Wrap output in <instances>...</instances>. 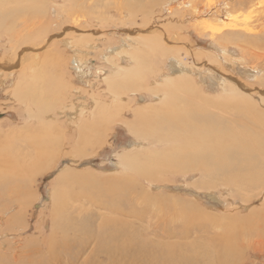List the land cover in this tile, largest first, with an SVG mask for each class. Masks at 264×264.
Here are the masks:
<instances>
[{"label": "rangeland", "instance_id": "rangeland-1", "mask_svg": "<svg viewBox=\"0 0 264 264\" xmlns=\"http://www.w3.org/2000/svg\"><path fill=\"white\" fill-rule=\"evenodd\" d=\"M38 1L0 0V264H65L48 253L51 243L61 240L55 225L62 214L52 216V199L65 171L63 193L79 205L67 229L81 223L96 229L98 213L108 214L106 208L114 207L121 218L111 214L112 219L137 227L141 222L157 237H175L178 244L195 248L203 244L219 253L212 254L216 259L229 245L233 264H264V0ZM221 9L231 15L225 17ZM235 23L240 32L226 30ZM68 37H83L80 46L92 43V49L85 47L90 53L83 74L72 65V50L64 48L62 40ZM141 37L152 42L149 48L139 45ZM119 47L137 62L105 61L109 49ZM216 48L243 62L230 63ZM34 49L40 50L39 59H30ZM173 57L190 70L184 74L188 79L172 76ZM30 66L41 80L23 74ZM222 77L227 84L220 82ZM228 84L248 100L252 126L258 123L243 135L256 156H251V166L257 177L242 189L233 182L239 167L221 175L210 170L214 159L198 156L187 162L188 155L180 153L195 152L197 146L183 144L188 140L182 134L178 143L175 129L149 123L154 114L170 110L176 98L180 109L203 107L217 117L227 101L234 102ZM159 91L164 94L157 100ZM94 99L102 110L93 120ZM42 102L47 109H41ZM84 105L87 112L79 117ZM232 105L221 111L223 120L240 117L234 115L238 104ZM143 127L157 132L143 133ZM51 140L57 143L56 158L44 160ZM218 145L211 139L205 149ZM19 152L30 165L14 177L10 171L27 167L16 161ZM15 162L21 165L16 168ZM131 162L150 176L127 171ZM203 164L208 170L200 168ZM243 228L251 231L241 237ZM84 258L67 256L75 264Z\"/></svg>", "mask_w": 264, "mask_h": 264}, {"label": "bare ground", "instance_id": "bare-ground-1", "mask_svg": "<svg viewBox=\"0 0 264 264\" xmlns=\"http://www.w3.org/2000/svg\"><path fill=\"white\" fill-rule=\"evenodd\" d=\"M42 1L43 0H39L38 2L40 3ZM10 4H12V3H10ZM138 9H140V8H138ZM15 12H17V11H15ZM221 13L222 14L224 13L225 17H227V18L231 15L229 12H227L223 9H221ZM204 24H206V23H204ZM237 26L238 25H236V23L234 26L229 25V29H226V30H229L231 33L232 32H240L236 29ZM204 27L205 26H203V28ZM230 27H232V28H230ZM27 28H28V26L24 27L25 30ZM206 28H211V26L208 25ZM28 29L31 32L34 29V25L32 24L31 27H29ZM28 29H27V32L29 31ZM244 29H245L244 31L249 32L248 28H244ZM216 31H218V30H216ZM30 32H28V33H30ZM126 36L129 37L128 35H126ZM147 36H148V34H147ZM150 38H148V39H150ZM82 39H83V37H78L76 39L68 37L66 39L63 38V40H62L64 48L72 50L73 57H74L72 59V65L74 66L75 71L78 72L77 74H80V73L83 74L82 69L85 65L84 61L86 60V56L89 55V53H90L89 50L87 51V48H89V47H90V49L93 48V47H91V45H92L91 42H85L82 44V46H80L81 41H84ZM152 40H153V36H152ZM140 41H143V42H140L142 45L140 43H139V45L143 46L145 48H149L150 44L152 43V42L150 43V41H148L147 38H142V37H141ZM85 47H87V48H85ZM215 50L217 52H221V54L226 59H228L230 61V63L232 62L233 64H237V63L243 62V58L241 56L239 57L235 54L228 53V51H226L224 49L218 50L216 48ZM30 52L33 53L32 55H30V59L33 60V59H35L36 55H39L40 50L34 49L33 51H30ZM252 55L258 56L256 54H254L253 52H252ZM39 57H40V55L37 56L36 59H39ZM104 57H105V61H110L111 59H113V57H117V58H119V60L121 62L124 60H127V59H130L132 61L137 62L135 58L130 57L129 53L127 51H125V47H124V49H122V47L115 48V49H109V51L107 52V54H105ZM172 59L173 60H171V64H170L172 76L174 75V77L175 78L178 77V79L185 78L187 75L185 76L184 74L189 73L190 70H188L184 66V64H182L180 62L181 60L179 61L176 57H173ZM69 62H71V60ZM112 67L115 68L116 71L120 70V69H118V66L114 63V61L112 63ZM32 68H33V66L32 67L30 66L27 69L28 70L27 73H25L26 72V70H25L23 72V74H27L28 75L27 77L32 79L31 81L36 82L37 79L41 80L40 72L38 74V71H34V70H32ZM253 76H255V75H253ZM168 77L169 76H167V78ZM78 78H80V75H78ZM169 78L171 79L172 77H169ZM185 79H188V78H185ZM220 82H222V84L228 83L226 81V79L223 77L221 78ZM0 83H1V81H0ZM228 85H229V87H231L228 90H229V93L231 95H233L234 102L229 101V103H228V101H227L223 105L224 109L220 108V110L223 109L221 111H223L225 113L228 109H230L229 107L231 104H233V105L238 104L237 108L235 109V114H234L235 117L237 115L238 116L240 115V117L238 119L229 118L228 120H223V117L220 115L221 111H219L220 114L217 115V117L216 116H214V117L209 116L208 115L209 113L204 111L203 107L196 109L198 111L194 110L192 107H191L192 109L190 111L186 110L185 107L183 109H180V107L178 105V99L174 96V98H176L177 101H176V103H172L171 109L168 110V108H166L163 113L160 112V113L154 114L155 116L153 117V119L151 121H149V123L151 124V126L158 124L159 128H162L165 130L175 129V135H176L175 138H177L176 141L178 143H181L180 141H182V139L186 138L188 141L185 142V139H184L182 141L183 144L184 143L187 144L188 142H190L188 145H192L191 148H193L194 146H197V147L193 148V150L196 153L191 152L189 149H186L185 151L180 153L179 157H182L183 155H185L184 157H187V155H188L187 162H189L190 159H194L196 161L198 159V156H202L203 158L206 157V160L214 159V163H213V165H211L210 170L214 173H218L221 175H231V173L236 168L239 167L237 170H241V173H240V175H236L233 178V182L238 181L237 184H239L240 189H242L244 187V185H246V183H248V182L251 183L250 181L253 178L257 177L256 168L254 169L251 166L252 165L251 156H253L254 153L251 151V149H249V147L246 146V140H247V142H249V137L243 136V135L244 134H246V135L250 134V132H251L250 130H252V128L254 126L257 127L258 123L254 122L255 125L252 126V123L250 122L251 120L248 118L251 115V108L248 105V100L245 97L239 96L238 93H235L237 90L233 86H231L230 84H228ZM174 86L175 85H173V87ZM176 88H177V86H176ZM165 92L168 93L167 94L168 96L171 94L170 91H165ZM163 94L164 93H161L159 91V93H156V95H154V97H155V99L160 100L161 95H163ZM31 99H33V98H31ZM113 99H114V97H113ZM38 100H40V99L38 98ZM60 100H61V98H60ZM98 102H99V100H95V99L93 100L94 108L92 107V110L90 111V117L93 120L95 119L97 113H99V115H100L101 110H102L101 108L97 109L98 108ZM200 102H202V101H200ZM204 102H202V103H204ZM38 103L37 104L35 103V104L38 105ZM42 104H44V103L42 102ZM205 104H207V102H205L204 105ZM233 105H232V107H233ZM46 106H47V104H46ZM85 106L86 105H84L82 109H79L78 113L76 111L74 113H77L78 115H80L79 117H82L87 112L85 110ZM44 107H45V104H44ZM44 107H41V109L42 110L47 109V107H45V108ZM75 109H76V107H72L71 112ZM179 114H181L182 120L179 119V117H178ZM252 115L254 116L253 112H252ZM242 116H244L245 118H243ZM253 116H252V118H254ZM72 119H73V116H72ZM73 121H74V119H73ZM80 122L81 121H79L78 117H77L76 123L79 124ZM149 123L146 120L145 124L149 125ZM238 123H239V125H238ZM241 123L242 124L243 123H249L250 126H248V124H245V126L244 125L242 126ZM70 125H71V123H70ZM239 126H240V129H239ZM143 128L144 129L141 130L143 133L147 132L150 134H155L157 132V130H154L151 128L149 129L148 127H143ZM52 132L55 133V130H53ZM181 134H182L181 137H183L182 139L180 138ZM211 139L214 142L219 143V145L214 146L213 148H211L207 152V150L205 149L206 143L210 142ZM201 142H202V144H201ZM56 144L57 143L54 140L49 141V145H51L52 147L46 148V150H44V152L42 154V155H44V160L51 161L54 157L56 158V155H55V149L56 148H53V147H56ZM179 145H181V144H179ZM200 148H202V150H200ZM262 151H263V149H262ZM254 157H256V156L254 155ZM27 158H28L27 155H24L23 152H19L18 158L16 161L25 162L27 167L25 166L24 168H22V167L17 168L16 165L19 166L21 164L19 162H15L14 164H15V167L17 169H13L12 171H10L9 175L12 174L14 177L15 176L17 177L18 175H22V173L24 174V172L28 168V165H30L29 161H26ZM6 164H8V163H6ZM126 165H127V167H126L127 171L137 172L139 174H142L143 176H145L147 174L146 173L147 171L140 169L135 162H131L129 164L127 163ZM13 167H10L9 170L12 169ZM195 167H198V165ZM200 168L203 169L204 171H206V170H208L207 168H209V166L206 168V166L203 164L200 166ZM65 172H63V175H61L62 174L61 173L57 178L58 179L57 182L59 183L60 186L56 187L57 193L55 192V195L53 196V199H52V206H53L52 207V209H53L52 210V216H53V214H56V213L59 215L62 214L61 217L59 218V220L58 221L56 220L57 222L55 225L57 227V229L59 230V231L58 230L57 231L60 233L61 240H59V242L54 240L55 243L54 244L51 243L50 248H48L49 249V252H48L49 255H51V258L56 260L55 261L56 263L57 262L60 263L63 260V263H65V264H75L74 262L69 261L67 259V256H70V257L73 256L74 258L84 256L85 258H84L83 264H233V262H230V261H232L234 259H229L230 261L228 260V257L231 255V252H232V247H229V245L223 250L224 255L218 256V259H216V256H214L212 254H219V253L215 252L210 247L204 248L203 244L198 246L197 248H195L193 246H187L186 244L185 245L184 244H178V242L175 240V237H172V239H169L168 237H157L155 235L150 234L149 230H147V227L142 225L141 222L138 224V227L141 229L140 230L137 226H132L130 224L132 222L125 223V222H121L120 220H117V219H112L111 214L113 216H118L119 218H121V214H120L121 212L118 213L117 209H115L114 207H113V209L105 207L106 208L105 211H107L108 214H100V212L98 213L99 217L97 219L98 220L97 226L98 225L99 226L96 227V229L87 230L88 225H86L85 223H83V224L81 223L77 229L71 228V230H70V228H68L69 229V232H68L66 225L68 224L70 226L69 223H70V220L72 219L71 218L69 220L68 218L72 215V213H76V209L79 207V205L77 203L72 202V199H69L68 194L63 193V192H66L63 189H64L65 184L68 182V180L65 179L66 178L65 174L67 173V172L66 173ZM24 176H26V175H24ZM69 176L72 177V175H69ZM147 176H150V174H147ZM122 180H124V177H122ZM120 183L124 184L123 181H121ZM257 183H254V185ZM125 184H128V183H125ZM254 185H253V187H254ZM110 204L114 206V203H110ZM70 208H72V210H70ZM132 208H133V206L131 207V209ZM110 209H112V211ZM123 209H124V207H123ZM82 213H83V211H82ZM136 216L134 214H132L129 217L135 219ZM0 223H1V219H0ZM122 223H124V224L122 225ZM53 224H55V222ZM244 228L239 230L241 237H243L244 232H247L248 230L251 231V229H244ZM138 230H140V231H138ZM236 237H238V236L232 237L230 239V242H232V240L236 239ZM90 243L92 244V247L89 248V250H88V245ZM260 244H262V245H260L261 247H264L263 243H260ZM71 251L73 254L71 253ZM52 264H53V262H52Z\"/></svg>", "mask_w": 264, "mask_h": 264}, {"label": "water", "instance_id": "water-1", "mask_svg": "<svg viewBox=\"0 0 264 264\" xmlns=\"http://www.w3.org/2000/svg\"><path fill=\"white\" fill-rule=\"evenodd\" d=\"M140 99H141V98H140ZM140 99H139V100H140ZM140 101H141V100H140ZM7 116H9V115H7Z\"/></svg>", "mask_w": 264, "mask_h": 264}]
</instances>
